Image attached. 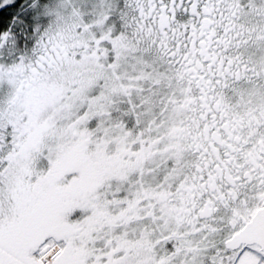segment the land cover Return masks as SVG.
Masks as SVG:
<instances>
[{
	"label": "snow or ice",
	"instance_id": "1",
	"mask_svg": "<svg viewBox=\"0 0 264 264\" xmlns=\"http://www.w3.org/2000/svg\"><path fill=\"white\" fill-rule=\"evenodd\" d=\"M0 264H264V0H0Z\"/></svg>",
	"mask_w": 264,
	"mask_h": 264
}]
</instances>
